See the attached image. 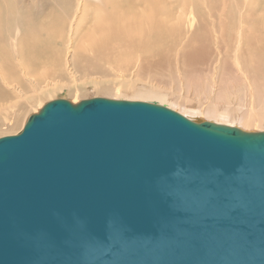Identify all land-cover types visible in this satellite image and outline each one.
<instances>
[{
	"label": "water",
	"instance_id": "obj_1",
	"mask_svg": "<svg viewBox=\"0 0 264 264\" xmlns=\"http://www.w3.org/2000/svg\"><path fill=\"white\" fill-rule=\"evenodd\" d=\"M0 264H264V132L49 102L0 138Z\"/></svg>",
	"mask_w": 264,
	"mask_h": 264
},
{
	"label": "rangeland",
	"instance_id": "obj_2",
	"mask_svg": "<svg viewBox=\"0 0 264 264\" xmlns=\"http://www.w3.org/2000/svg\"><path fill=\"white\" fill-rule=\"evenodd\" d=\"M122 1L117 0L125 8L122 12L126 21L140 18L144 8H147L143 0ZM107 3L110 0H0V7L21 18L14 20L11 16L7 21L9 27L21 26L22 23L40 26L52 19L55 22L50 24L56 28L54 30L58 37L59 67L47 79L59 81L60 92H56L51 99H45L38 108L27 109V121L46 104L60 99L73 104L92 98L158 103L157 99H118L120 96L117 92L108 96L104 91L126 90L131 85L135 89L145 87L202 107L213 105L222 110H231L240 115L239 120L247 119L255 111L257 104L252 87L254 76L258 74L257 60L261 59L258 56L262 57L261 51H264V0H160L159 19L164 23L159 28L167 34L163 37L159 50L162 57L159 58L169 64L164 65L162 70L161 66H157L160 64L158 62L152 63L153 66L156 64L155 68L146 67L151 58L150 41H147L150 42L148 44L145 40L141 48L136 46L132 49L125 46L123 35L119 34H104L105 37H112L108 40L102 36L91 39L95 34L92 30L98 22V14ZM72 23L73 34L69 31ZM8 28L4 29L5 33L9 32ZM199 49L204 53L206 51L207 55L198 67L200 78H197L200 82L196 81V85L191 86L186 76L191 70L185 66L184 60L190 51L194 53ZM18 74L14 79L9 78L10 83H0V90L6 95L2 103L26 105L34 95L36 89L30 81ZM32 80L37 83L38 89L46 86L45 79ZM93 85L97 87L92 88ZM14 86L20 88L24 98L13 90ZM74 90L83 93L76 94ZM18 108L22 107L11 112ZM170 109L183 115L178 110ZM0 129V138L22 131ZM253 132H264V127L256 129L255 126Z\"/></svg>",
	"mask_w": 264,
	"mask_h": 264
},
{
	"label": "bare ground",
	"instance_id": "obj_3",
	"mask_svg": "<svg viewBox=\"0 0 264 264\" xmlns=\"http://www.w3.org/2000/svg\"><path fill=\"white\" fill-rule=\"evenodd\" d=\"M143 1L145 2V5H147V8H144L145 11L141 15V17L136 19L132 18V21H126V19L124 18L125 14L123 13L125 8L120 5L122 3L118 4L117 0H110V3H107L108 5L101 10L100 14H98L99 24L96 21L95 27H93L94 29L92 30L95 34L91 39L95 37L99 39L100 36H102L105 40H108L112 38V35L115 36L116 34H119L123 35L121 37L123 38L122 40L126 42L125 46L132 49L136 46L141 48L142 44H145V40L146 42L150 41L152 42L151 49L149 51L151 58L146 63V67L147 65L152 67V63L156 62L157 64L158 62L160 64H158L157 66H161L160 69L162 70L164 65L169 64L165 63L166 61H163L159 58L162 57L159 50L162 47V42L164 41L163 37L167 34L161 31L159 28L164 23L159 19V14L161 11L159 4L160 0ZM80 5L81 2L79 3V6ZM13 15L14 14L12 12L5 11L3 7H0V83H10L11 81L9 80V78L14 79L19 73L18 75L22 76L25 79L27 78L30 81L31 86L36 89L34 91V95L29 100H27L26 105H20L21 103H2L1 101H3V98H5L6 95L3 91L0 90V127L4 128L3 131L9 129L19 132L20 130L24 129L27 121V116L25 115V112H27L26 110L35 109L36 106L38 108L42 104V102L44 103L45 99H51L52 96L59 91L58 83L60 82H56L53 78L47 79L49 78V74L56 71L59 67V49L57 42L58 37L56 36V30H54L56 28L51 26L52 23H55L54 19L50 20L49 23H43L40 26H31L26 24L24 25L22 23L21 26L16 25L15 27H9L10 24H8L7 21ZM13 17L14 20L21 19L17 16ZM5 28L6 30L8 28V33L4 32ZM69 31L71 34H73V23ZM108 33L109 35H111V38L103 36L104 34ZM150 42L147 43L150 44ZM261 52L262 57L260 55V57L258 56V58L261 59L257 60L259 62V65H257L256 67V72H258V74L254 76V83L252 87L257 108L255 109V111L252 110L253 112L249 114L250 116L248 115L247 119L245 120H239L240 115H238L236 112L233 113L231 110H222L213 105H207V107L203 105V108L202 106H199L195 103H189L184 100L179 101V98H173L171 97L172 95H166L151 89H144L145 87H142L143 89H135L136 87H133L134 85H131V87L127 88L126 90H104L106 93L102 89L97 90L98 92L101 91L102 94L105 93L108 96L111 93L117 92V95L120 96L117 97L118 99H120L121 97L122 99L137 98L146 99L148 101L157 99L159 105L165 104V106H167L168 108L178 110L184 116H187L191 120L199 117L203 121L207 120L229 126L237 125L238 127L248 132H253V130H255V126L256 129L264 127V51ZM261 52L259 54H261ZM206 53L207 52L205 51L204 53V50L202 49H199L197 51L194 50V53L193 51H190L187 58H185V60H187H184L185 66L191 70L188 71L189 74L186 75L187 81L191 86H195L196 81H199L197 78H200V76L198 75V67L202 61L204 62V57L207 55ZM238 60L241 63L240 59ZM245 60L243 62H246ZM68 63L70 65V61ZM33 78L45 79L46 86L38 89L37 83L32 80ZM95 87L97 86H92V88ZM13 90L22 98L25 97L19 87L14 86ZM74 92L76 94L83 93L81 90H74ZM17 107L22 108H18L16 111L11 112ZM18 110H22V112H19ZM242 113L243 112L239 114Z\"/></svg>",
	"mask_w": 264,
	"mask_h": 264
}]
</instances>
